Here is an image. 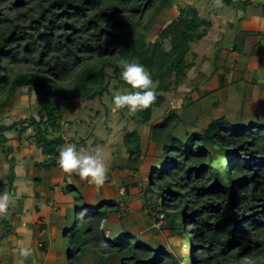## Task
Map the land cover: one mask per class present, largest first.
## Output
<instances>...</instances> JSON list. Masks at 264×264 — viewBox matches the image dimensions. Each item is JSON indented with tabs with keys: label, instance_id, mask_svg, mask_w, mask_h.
Masks as SVG:
<instances>
[{
	"label": "trees",
	"instance_id": "1",
	"mask_svg": "<svg viewBox=\"0 0 264 264\" xmlns=\"http://www.w3.org/2000/svg\"><path fill=\"white\" fill-rule=\"evenodd\" d=\"M166 1L0 0L1 119L18 89H31L36 96L35 115L0 124V147L8 159L14 152L10 135L31 133V142L45 157L43 167L57 168L58 149L69 144L61 134L51 136L60 132L62 104L106 95L112 100V88L129 87L120 78L119 60L135 59L151 74L156 94L149 108L137 112L138 120L150 123L148 141L162 152L140 192L145 208L153 201L163 222L186 235L190 264H264V118L246 123L221 116L182 137L175 134L183 125L176 112L152 122L167 102L164 94L178 89L193 67L188 62L193 44L213 25L189 6L155 33L153 22ZM236 1L222 0L220 8ZM2 6L26 9L18 14L28 25L10 21ZM123 145L128 166L136 170L144 155L141 132L127 133ZM15 166L10 167L12 186ZM66 191L76 188L68 185ZM83 198L75 201L84 205ZM78 209L76 204L73 223L64 230L69 264H83L86 253H93L96 264H179L174 251L132 235L125 217L126 233L107 235L104 225L112 214L120 215L118 204L84 205L80 214Z\"/></svg>",
	"mask_w": 264,
	"mask_h": 264
},
{
	"label": "rangeland",
	"instance_id": "2",
	"mask_svg": "<svg viewBox=\"0 0 264 264\" xmlns=\"http://www.w3.org/2000/svg\"><path fill=\"white\" fill-rule=\"evenodd\" d=\"M246 3L249 4L248 10L256 11L258 2L253 3V1L246 0ZM239 5L240 1H236L234 6L221 9L215 6L214 0H167L165 2L152 25L155 33L175 20L182 8L189 6L195 7L199 15L212 21L213 25L207 30L205 37L193 44L188 56V62L192 63L193 67L187 71V78L178 89L164 94L167 102L162 108L156 110L153 123H159L168 113L176 112L182 118L183 125L176 129L175 134L182 137L184 131H202L214 119L221 116H226L233 122L242 120L246 123L264 118V97H258L255 89L256 85L264 83V75H258L243 68L246 57H243L239 62V66L233 65L236 59L228 57L229 51L233 50L239 30H245V34H247L249 31L257 30L245 29V24L259 25L258 17L252 19L248 17L246 21L241 22L238 13ZM33 9L35 10V8ZM1 10L2 14L10 21L28 25V20L25 17H19L18 14L25 12L26 9L19 10L2 6ZM225 15L231 18V23L226 20ZM0 17L2 16L0 15ZM254 19L257 20V24L253 21ZM7 24L9 22H5L1 26ZM156 40L157 37H154L152 42ZM248 43L245 47L247 53L257 55L263 52L264 42L258 45L252 42ZM261 66L264 67L262 64ZM226 67H234L232 74L246 75V79L242 81L238 76L233 82L231 79H229L230 81L221 79L218 82V79L224 77L223 69ZM214 73L218 77L217 79L213 77ZM112 90L114 93L120 92L113 88ZM35 97V93L31 89H18L12 105L5 110L7 113L3 119L0 116V124L7 125L19 118L27 119L35 115ZM260 99L263 100L259 101ZM54 102L56 103V100ZM57 114L61 115L62 119L60 132L52 131L51 136L56 137L61 134L67 143L78 146V149H84L90 154L100 152L107 169V180L102 186L96 187L93 184L89 185L87 179L82 180L76 174L70 176L61 169L57 170L64 173L67 184L75 187L76 191L65 193L73 198V200L70 198L72 201L68 202L66 199L58 200L57 197L60 196H57L56 193L54 196H49L52 197L49 202L45 197L35 200L37 205L43 207V218H47L46 231L49 232L48 236L50 237L47 246L51 252L47 255L40 248L38 253L40 252L42 261L39 264L45 262L47 264H69L67 260L69 239L68 236H65L64 230L73 223L76 204L80 214L84 205L91 207L110 201L118 204L121 209L119 210L120 215L112 214L110 223L103 224L106 227L107 235L111 232L125 234L126 230H123L122 226L125 217L127 218L124 220L127 225L125 227L132 235H137L154 244H160L165 251H174L179 264H190L188 257L192 248L186 235L177 233L168 223L163 222L162 214L158 212L159 208L153 201L150 203V208H145L141 199L140 192L145 187L149 170L162 161V152L159 146L150 144L148 141L150 123L140 124L137 112L132 114L123 109L114 110L112 100L107 95L102 99L92 101H74L70 104L64 102ZM134 130H139L142 134L144 155L138 168L131 170L128 166L129 155L123 145V139L127 133ZM30 136L31 133H25L22 136H18V133L10 135L11 140L8 145L12 146L14 152L8 159L3 148L0 147V194L7 193L10 197L8 208L0 213V223H6L5 227L7 228L11 226L12 220L17 219L18 213H21L20 210L28 208L31 209L29 211L31 214L35 213L32 211L31 205V201L34 203V200L25 202L26 197H19L17 187L8 183L11 177L9 168L13 167L15 163L20 166L23 160L22 154L29 151L28 157L34 160L33 163H30L28 158H24L23 165L19 167V170L25 168L27 173L25 177L34 183L36 177L47 176L49 172L38 160L40 148L31 142ZM34 184L36 185V183ZM127 185L128 191L125 190ZM65 192H67L66 188ZM79 196L84 197V205L75 201V197ZM63 200L65 203H61ZM22 203L24 205L27 203L24 208L21 206ZM207 210L203 209L205 214H207ZM63 213L68 216L66 217L69 220L68 225ZM40 222L44 221L40 219ZM36 230L35 240L40 233L39 229ZM4 239L5 235L0 230V241ZM10 256L13 259L16 255L11 254ZM17 258L18 256L15 257V259ZM3 260L9 261V253L6 249L0 255V261ZM26 264L32 263L26 262ZM83 264H96L93 253H86Z\"/></svg>",
	"mask_w": 264,
	"mask_h": 264
},
{
	"label": "crops",
	"instance_id": "3",
	"mask_svg": "<svg viewBox=\"0 0 264 264\" xmlns=\"http://www.w3.org/2000/svg\"><path fill=\"white\" fill-rule=\"evenodd\" d=\"M249 1H253V3L258 2L255 8L256 11L252 12L251 9L248 10L247 7H249V4L246 3V0H240V5L238 6V13L240 15L241 22L246 21L248 17H250L251 19L258 17L259 25H252V24L244 25L245 29L250 28V29H256L257 31L252 30L249 31L247 34H245L246 33L245 30L243 31L239 30V34H237L235 38V42H234L235 44L233 46V50L229 51L228 57L229 59L230 58L236 59V62L233 64L235 66H239V62L242 61L243 57H246L242 67L251 70L252 72H255L258 75H264V67L262 68L261 66V64L264 66V49L263 52L257 55L254 53H247L245 51V47L249 44L248 42H252L257 45L262 44L264 42V0H249ZM250 14L251 16H249ZM225 18L227 21H230L231 23V18H229L227 15H225ZM257 20L255 19L253 20L255 21V24L258 23ZM233 68H229V67L224 68L223 69L224 77L218 79V82L219 80L221 81V79H226L228 81H230L229 79H231V82H233L238 76H239L238 78L242 81L246 79V75L243 74L239 75L238 73H235V75L232 74ZM213 77L216 79L218 78L216 74L213 75ZM255 89L257 90L256 92L258 97L259 96L264 97V83L256 85ZM261 100L263 99H260L259 101ZM25 152H26L25 154H22L23 160L21 165H23L24 163V158H28L30 163H33L34 161L28 157L29 151H25ZM39 152H40V157L38 160L40 162H43L45 160V157L42 155L41 150ZM20 166H18V163H16V166L14 168L16 172V179L14 181L13 186L17 187L19 197L21 196H23V198L26 197L25 202L28 203L29 201L34 200V203H32L31 201V205L33 207L32 211H34L35 213L31 214L29 212L31 209L25 208L22 211L20 210L21 213L20 214L18 213L17 219L12 220V222L10 221L11 222V226H9L10 228L5 227L6 223L4 222L0 223V230L3 231L4 235L6 233H9L3 241H0V255H2L3 251L6 249V251L9 253V261L3 260L0 261V264H26V262L32 264H36V263L39 264L40 261L42 260H41L40 252L38 253V251L40 248H43L45 247V245L48 244L50 237L48 236L49 232L46 231L47 218H43L42 215L43 207L37 205L35 200L41 197H45V199L49 202L50 199L52 198L49 196L51 195L54 196L55 193L57 194V196H60V197L56 196L58 200L66 199V202L70 201L71 199L73 200V198L69 197L68 195H65V193H67L65 192V188H67L69 184H67L66 182L64 173L61 170L57 171L58 169H60L59 167L51 168L50 170H48L49 172L47 176L44 175L42 177H39L40 182L36 183L35 185L34 184L35 181L33 183L31 179H27L25 177L27 175L25 168L19 170ZM37 178L38 177H36L35 179ZM61 203H65V201L63 200L61 201ZM25 205L22 203L21 206L24 208ZM63 214L65 215V213ZM66 217L68 216L66 215L64 216L66 224L68 225L69 220ZM40 219L44 222L39 223ZM28 226H30L29 229ZM36 229H39L40 232L37 236V240H35V235H34L35 232L37 231ZM42 244L44 245L42 246ZM44 253L47 255L51 253L48 246L44 250ZM11 254H15L16 255L15 257L18 256V258L15 259L14 257L13 259L15 260H13L11 258L12 256H10ZM44 264L47 263L45 262Z\"/></svg>",
	"mask_w": 264,
	"mask_h": 264
},
{
	"label": "clouds",
	"instance_id": "4",
	"mask_svg": "<svg viewBox=\"0 0 264 264\" xmlns=\"http://www.w3.org/2000/svg\"><path fill=\"white\" fill-rule=\"evenodd\" d=\"M216 7H222V0H214ZM120 78L126 87L112 97L114 110L126 109L128 113L149 108L156 99L153 90L154 81L149 71L137 60L120 59ZM58 167L66 174L78 175L89 184L102 186L107 180V169L100 152L88 153L78 149L74 144L61 145L58 149ZM10 197L7 193L0 194V213L8 208Z\"/></svg>",
	"mask_w": 264,
	"mask_h": 264
},
{
	"label": "water",
	"instance_id": "5",
	"mask_svg": "<svg viewBox=\"0 0 264 264\" xmlns=\"http://www.w3.org/2000/svg\"><path fill=\"white\" fill-rule=\"evenodd\" d=\"M153 51H154V46L151 47L150 55L153 54Z\"/></svg>",
	"mask_w": 264,
	"mask_h": 264
}]
</instances>
